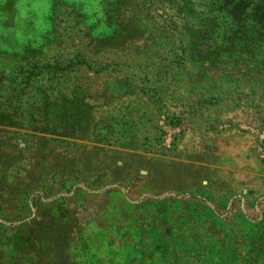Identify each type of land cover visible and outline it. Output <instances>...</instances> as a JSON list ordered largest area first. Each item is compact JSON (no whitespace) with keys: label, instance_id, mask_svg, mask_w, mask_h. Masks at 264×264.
I'll return each instance as SVG.
<instances>
[{"label":"rangeland","instance_id":"374dc122","mask_svg":"<svg viewBox=\"0 0 264 264\" xmlns=\"http://www.w3.org/2000/svg\"><path fill=\"white\" fill-rule=\"evenodd\" d=\"M217 1L0 0V264H264V39Z\"/></svg>","mask_w":264,"mask_h":264},{"label":"trees","instance_id":"16d2710c","mask_svg":"<svg viewBox=\"0 0 264 264\" xmlns=\"http://www.w3.org/2000/svg\"><path fill=\"white\" fill-rule=\"evenodd\" d=\"M217 3L221 5V10L233 18L236 24L234 35L241 34L243 38L241 40H245L244 42L248 40L250 32L254 33L257 39H264V0H218ZM54 132L62 135L70 134L56 130Z\"/></svg>","mask_w":264,"mask_h":264}]
</instances>
